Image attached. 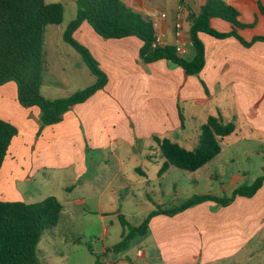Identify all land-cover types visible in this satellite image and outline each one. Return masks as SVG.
<instances>
[{"label": "crops", "instance_id": "crops-1", "mask_svg": "<svg viewBox=\"0 0 264 264\" xmlns=\"http://www.w3.org/2000/svg\"><path fill=\"white\" fill-rule=\"evenodd\" d=\"M121 1L149 17L155 34L173 47L177 44L175 15L182 13L187 22L188 13L196 14L206 0ZM223 1L239 12L241 22H254L253 27L238 31L241 38L264 36L256 30L264 21L257 9V1L264 7L263 0ZM216 20L220 19L210 20L211 28L230 30L225 21L226 25L215 27ZM184 24L181 56L191 59L189 23ZM198 37L204 46L203 68L197 75H185L163 59L144 63L138 38L104 39L89 24L81 23L72 38L89 51L107 81L86 101L66 111L58 123L41 129L39 110L17 103L15 84L0 86V119L17 128L0 168V200L35 203L54 196L62 206L56 226L41 235L36 247L43 264H95L97 259L100 264H264V183L252 197H236L226 206L205 201L172 216L155 215L144 236L131 240L123 251L112 250L121 239L119 216L128 222L127 214L118 210L120 195L133 196L138 188L162 184L178 170L168 167L160 172L164 159L155 137L193 150L209 116L234 124V131L219 139L220 152L191 172L197 173L193 183L205 184L193 195H230L264 172L252 175L247 183L246 171L234 174L230 185L219 181L217 188L213 175L204 172L214 169L215 178L222 180L225 162L233 160L232 150L239 142L256 147L255 152L246 153L264 156V42L245 47L234 37L216 39L203 33ZM65 47L43 51L40 92L46 99L69 97L95 81L81 56ZM78 72L84 83L73 89ZM7 94L10 99L4 104ZM139 161L146 162L147 172ZM56 176L67 183L51 186L48 180ZM169 180L165 196L158 197L159 192L146 196L149 205L129 224L139 225L158 207L168 209L184 202L175 190L176 182ZM92 210L96 222L84 217ZM93 224H99L96 242L93 233L81 229Z\"/></svg>", "mask_w": 264, "mask_h": 264}, {"label": "trees", "instance_id": "trees-1", "mask_svg": "<svg viewBox=\"0 0 264 264\" xmlns=\"http://www.w3.org/2000/svg\"><path fill=\"white\" fill-rule=\"evenodd\" d=\"M257 9L264 17V7L260 1H257ZM211 19L227 22L230 30H214L210 26ZM62 20L63 5L59 2L0 0V86L13 82L17 103L25 109L39 110V129L58 123L66 111L86 101L107 81L89 51L72 38L74 30L83 22L104 39L138 38L142 42L139 57L144 63L163 59L179 67L185 75H197L203 68L204 46L198 37L201 33L216 39L234 37L245 47L255 41L264 42V36H255L249 41L240 37L238 31L253 27L254 22H241L239 12L233 6L223 0H206L196 14L189 12L187 15L193 56L185 59L176 54L172 46L152 47L154 30L151 20L131 10L121 0H75V16L64 30L62 39L81 56L95 81L69 97L51 100L44 98L40 92L44 33L47 25H58ZM234 128L232 122L225 123L219 116H209L200 127L198 144L193 150H187L169 139L155 137L164 159L160 172L168 167L187 172L199 169L220 152L219 139L232 133ZM16 135L17 128L0 119V168ZM263 183L264 172L250 185L235 188L229 196L192 195L176 207L156 208L136 226L119 216L121 239L112 246V250L123 251L131 240L144 236L149 219L155 215L172 216L205 201L226 206L236 197H252ZM61 209L60 202L54 196L35 203L0 200V264H43L37 258L36 247L41 235L56 226ZM95 264H100L98 259Z\"/></svg>", "mask_w": 264, "mask_h": 264}, {"label": "rangeland", "instance_id": "rangeland-1", "mask_svg": "<svg viewBox=\"0 0 264 264\" xmlns=\"http://www.w3.org/2000/svg\"><path fill=\"white\" fill-rule=\"evenodd\" d=\"M45 1L47 3L59 2L63 5V20L58 25H47L46 26L45 33H44L43 51L48 50L51 46H58V47L66 46L65 48L69 49L72 54H75L78 58H80V56L76 53V51H74V49H72L70 46H68L65 43L62 44L63 42L62 33L66 29L70 20H72L75 15V2L74 1L72 2L71 0H45ZM262 2L264 3V0ZM186 23L187 22H185V24ZM220 24L226 25L225 22L216 20V23L214 24V26L219 27ZM256 30L258 33H260V35H264V21H261L258 23V25L256 26ZM78 60H81V59H78ZM77 77H78V81L72 83L73 89H78L77 87L81 88L83 86V83H84L83 75L80 72H78ZM11 84H14V83L11 82ZM9 99H10L9 94H7L6 96L2 98L3 103L7 104V102H9ZM230 138H233V137H230ZM255 148L256 147L254 145L253 146L246 145L245 142H241V143L239 142L238 144H235V148L232 150V152L236 155L234 156L232 161L225 162L224 171H222L223 173H225V176L223 178L221 177L222 180L219 179L220 177L215 178L216 170L206 169L204 172L212 174L213 175L212 179L216 181L215 183L213 182V185L215 186V188H217L219 181H223L224 185H230V183L233 181L231 176L234 174H241V173H245L244 171H246L247 174H246L245 183H247L249 179H251L252 175L256 176V175H259L262 171H264V156L256 155V153H254ZM245 150L247 151L253 150L254 152L246 153ZM137 163H139L142 166V168L144 165L146 167L145 170L147 172L148 168H147V164L145 161H139ZM175 172L176 173H172L169 175V179H171V181L173 182H176L175 186L178 185L179 189L176 187L175 190L176 191L178 190L180 192V196L182 197L181 199L183 201L190 198L193 195V193H195L196 191H200L204 189L205 187L204 182L200 181L198 183H193V179L195 178V176H197V173H195V176H194L193 173L191 172L181 171L179 169ZM64 179H66V177ZM169 179L168 181H163L162 184L153 182L152 184H155L154 187L151 186L149 188V187L143 186L141 188H138L132 191L133 196L124 197V195L121 194L120 202H119L121 206L118 210L124 211L127 214L126 218L128 222L133 223L131 220L132 217H136V215H138L141 210L145 209L149 205L146 200V196H151V195L153 196L157 195L158 197L162 195L165 196L166 194L165 191L168 189V186L170 185ZM52 181H54V184H52ZM56 182H59V184H62L63 182L67 183V180L64 181L63 179L58 178L57 176L54 177L53 179L48 180V183L54 187H55ZM35 186L39 188L38 185H35ZM37 190H40V189H37ZM151 191L153 192V194H151ZM158 192L159 194L155 195V193H158ZM220 195L221 197L229 196L228 192H226L225 194H220ZM72 196L74 197V194H72ZM92 211L93 212L89 213L88 216L84 215V217H88V218L92 217L96 222L97 215L94 210ZM86 228L88 232H91L94 234V238L92 237L93 238L92 240L93 242H96L95 239L97 238L96 233H98L99 231V224H97V226L94 224L81 226L82 230H85ZM257 246L258 247L261 246L258 243V241H257Z\"/></svg>", "mask_w": 264, "mask_h": 264}, {"label": "built area", "instance_id": "built-area-1", "mask_svg": "<svg viewBox=\"0 0 264 264\" xmlns=\"http://www.w3.org/2000/svg\"><path fill=\"white\" fill-rule=\"evenodd\" d=\"M160 17L164 18L165 14L164 13L160 14ZM151 23H152V27L154 30L155 23L152 21H151ZM184 23H185L184 15L182 13L178 12L175 15V19L173 22L174 36L177 40V44H175L173 47L175 49L176 54H178L180 56L182 54H184V52H185L184 44L181 41ZM165 46H168V45L163 41V37L159 34H155V32H154V41L152 43V47H165ZM138 254H139V252H138Z\"/></svg>", "mask_w": 264, "mask_h": 264}, {"label": "water", "instance_id": "water-1", "mask_svg": "<svg viewBox=\"0 0 264 264\" xmlns=\"http://www.w3.org/2000/svg\"><path fill=\"white\" fill-rule=\"evenodd\" d=\"M190 17H193L192 15Z\"/></svg>", "mask_w": 264, "mask_h": 264}]
</instances>
